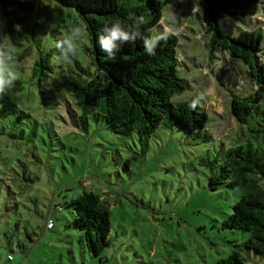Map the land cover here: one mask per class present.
<instances>
[{
    "label": "rangeland",
    "instance_id": "1",
    "mask_svg": "<svg viewBox=\"0 0 264 264\" xmlns=\"http://www.w3.org/2000/svg\"><path fill=\"white\" fill-rule=\"evenodd\" d=\"M260 1L251 26L258 23L263 30L264 0ZM30 2L29 12L21 13L24 21L2 48L11 54L19 78L25 77L21 67L30 55L47 49L58 56L55 41L82 26L74 10L53 0ZM198 11L197 0H179L165 7L160 24L179 40L180 70L189 83V89L174 100L199 98L209 118L206 130L213 138L209 144L197 145L163 129L140 141L135 133L116 135L101 122L89 120L85 129L76 127L75 108L66 105L69 97L63 88L52 86V92L41 93L27 78L2 95L29 115L45 141L37 138L29 143L28 137L17 141L0 135V203L19 204L16 214L4 208L0 213V264H215L231 253L235 243L248 239V233L221 228L239 193L210 190L203 159H211L221 144L233 146L231 142L242 135L230 113L231 96L247 94L254 86L240 62L219 54L209 59ZM244 28L237 21L221 23V29L233 36ZM78 52L81 59L82 47ZM28 176L33 181H25ZM3 183L12 187L14 195ZM84 190L110 204V244L100 257H90L78 242L79 233L67 227L71 215L64 204ZM59 205L61 210L54 208ZM18 213L21 227L28 221L29 232L39 238L31 246L24 235L19 237L29 248L27 254L15 238L11 247L2 240V230ZM47 217L54 223L52 229L46 228ZM241 255V264H264L253 254L241 251Z\"/></svg>",
    "mask_w": 264,
    "mask_h": 264
},
{
    "label": "trees",
    "instance_id": "2",
    "mask_svg": "<svg viewBox=\"0 0 264 264\" xmlns=\"http://www.w3.org/2000/svg\"><path fill=\"white\" fill-rule=\"evenodd\" d=\"M53 1L74 10L81 25H87L88 36L82 40L85 43L82 45V41H78L84 55L79 59L77 55L80 52H77L72 64H64L57 61L51 51L40 49L36 56L30 55L25 60L21 67L25 77H18L15 84L20 85L27 78V81L37 85L41 93L48 89L52 92V86L63 88L62 91L69 97L66 105L75 108L72 113L76 120H72L76 127L85 129L90 120L101 122L116 135L127 137L135 133L140 141H147L163 129L172 133L176 131L197 145L212 142L213 138L206 130L208 114L200 105L199 98L193 96L188 100H174L189 89V83L180 70L177 55L179 40L176 35L164 31L160 22L165 7L175 5L179 0ZM197 1V14L203 28L201 37L207 38L205 48L209 59L219 54L228 56L232 62H240L246 69L247 80L254 86L247 94L233 93L231 96L230 113L241 126L244 139L239 136L228 148L221 144L218 150H214L211 159H203V164L209 169L207 181L210 190L239 193L221 228L249 234L247 240L235 243L231 253L215 264H241V251L264 259V29H260L258 23L251 26L252 22H256L253 17L258 16L261 1ZM30 3V0H0V48L15 32L16 26L24 21L21 13L29 12ZM130 14L143 16L147 22L140 26V33L134 41L123 44L117 41V48L113 50L115 58H109L100 50L97 37L105 34L102 30L117 20L123 22L126 30H131ZM228 20L240 22L245 28L240 29L236 36L224 32L221 23ZM158 34L167 38L157 40L155 54L148 55L144 40ZM35 125L28 114L16 110L0 95V135H9L17 141L28 137L29 143L37 138L44 142ZM53 133L56 136L54 130ZM248 133L251 135L248 136ZM50 143L52 145L53 141ZM24 172L30 174L26 170ZM24 180L33 181L31 176ZM4 187L9 195H14L11 186L6 184ZM61 206L54 208L61 210ZM18 207L17 201L5 204V207L0 203V213L4 208L16 214ZM64 207L71 215L67 227L79 233L81 248L92 258L100 257L110 244L108 200L93 191L84 190L78 197L66 202ZM40 215L45 218L42 213ZM17 217L2 230V240L11 247L15 238L21 252L27 254L29 248L20 242L19 237L24 235L31 246L39 238L36 233L29 232L28 221L21 227V213ZM48 220L51 218L47 217L46 223Z\"/></svg>",
    "mask_w": 264,
    "mask_h": 264
},
{
    "label": "clouds",
    "instance_id": "3",
    "mask_svg": "<svg viewBox=\"0 0 264 264\" xmlns=\"http://www.w3.org/2000/svg\"><path fill=\"white\" fill-rule=\"evenodd\" d=\"M128 20L132 22L131 30H126L123 22L120 20L115 21L110 27L106 26L102 33L97 37V43L100 50L106 53L109 58H115L114 49L117 48V41L123 44L126 41H134L140 33V26L147 21L143 16L129 15ZM88 36L87 25L75 26L70 30L67 36H62L55 41V48L59 53L55 59L64 64H71L72 58L77 55L80 44L78 41ZM164 34L152 36L150 39L144 40V49L148 55H154L157 47V40L161 41L166 39ZM18 80L17 73L12 68L11 54L0 48V95H3L7 90L15 86ZM194 107V105H191Z\"/></svg>",
    "mask_w": 264,
    "mask_h": 264
},
{
    "label": "built area",
    "instance_id": "4",
    "mask_svg": "<svg viewBox=\"0 0 264 264\" xmlns=\"http://www.w3.org/2000/svg\"><path fill=\"white\" fill-rule=\"evenodd\" d=\"M46 228H47V229H51V228H53V222H52L51 220H48V221H47V223H46ZM7 259H8V260H11V257L8 256Z\"/></svg>",
    "mask_w": 264,
    "mask_h": 264
}]
</instances>
